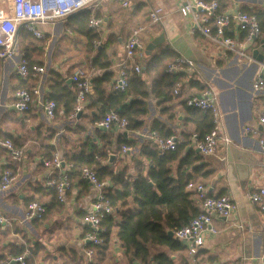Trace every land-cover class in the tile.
<instances>
[{
  "label": "crops",
  "instance_id": "obj_1",
  "mask_svg": "<svg viewBox=\"0 0 264 264\" xmlns=\"http://www.w3.org/2000/svg\"><path fill=\"white\" fill-rule=\"evenodd\" d=\"M184 1L132 0L129 8H122L117 1L102 0L99 8L92 9V14L97 12L104 19L96 31L99 33V43L109 39L106 52L110 54L111 64L108 68L90 67L88 58L96 52L90 50L86 36L68 26V23L78 21L77 14L40 25L39 29L45 37H32V43L38 46L35 50H27L31 53L30 59L42 65L44 72L29 79L28 84L38 86L40 93L34 97L27 112L18 113L11 106L14 90L22 84L16 74V65L21 56L27 57L26 50L18 41L16 55L0 60V133L10 137L23 152L21 159L13 160L0 146V176L5 167L12 169L15 176L11 185L0 191V212L14 221L13 228L0 225L1 259L14 255L19 247L24 246L29 252L27 248L31 246L28 264H86L84 249L89 244L82 239L87 230L82 216L89 210L95 191L79 176L81 166H67L69 159L87 153L88 146L92 144L108 156L114 154L112 163H108L109 157L98 159L102 165H109L113 172L122 169L125 176L135 175L139 171L146 173L149 160L141 154V147L151 143L156 148L150 134L158 133L151 130V126L158 124L163 132H170L169 136H173L177 144H182L181 156L192 149L201 156L200 161L193 165L206 163L208 168L213 169L206 177L193 172L186 186V190L193 193L192 199L198 206L195 189L199 184L211 196L230 194L237 205L236 211L228 217L212 216L209 226L212 230L208 228L203 232L204 243L197 253L190 254L188 243L179 241L181 248L168 252L173 264H261L263 220L258 205L246 197V192L264 184V153L260 145V140L264 139V125L257 122L258 114L264 107V90L256 91L252 87L258 70L264 64V27L263 34L249 50L251 60H247L226 51L219 43L194 29L191 13L182 9ZM218 2L226 14L250 11L260 14V24V18L264 19L263 0ZM155 7L162 8L161 19L157 23H150L152 27L143 33L142 41L145 48L153 40L158 43L150 54L145 52L139 61L140 72L149 92L145 98L147 112L143 116V125L138 129H120L117 126L102 129L93 121L97 107L86 108L89 99L75 118L70 117L71 113L67 114L65 109L69 104L73 109L74 102H68L61 85L53 89V81L62 80L74 92L72 71L76 64L85 63L91 86L94 78L110 72V79L104 84L106 93H110L114 90L111 82L117 74V64L123 58L125 42L144 13L148 17L149 11ZM166 47L191 59L194 65L176 71V83L172 88L165 89L167 96L161 97L150 94L154 77L146 76L143 72L150 57ZM255 49L258 54L253 57ZM204 85L213 86L218 92L223 132L230 138L228 145H220L215 154L207 156L196 152L189 143L190 135L194 132L200 134L205 127L193 117L185 104L189 97L199 95ZM52 94L58 100V105L54 116L48 117L43 103ZM246 126L257 128V132H246ZM123 139L129 142L131 150H120ZM46 147L51 149L50 156L53 152L61 156L64 164L60 170L50 171L43 165L42 159L49 157ZM181 156L171 164L173 176L176 175ZM192 167L189 165L185 168L191 172ZM61 173H66L69 183L63 202L56 199L54 188L45 183L50 177ZM103 180L107 182L106 192L113 185L110 179ZM32 200L45 205L43 220L25 218L26 205ZM111 215L119 221L116 212L113 211ZM239 224L244 227L240 228ZM116 231V227L111 230L107 249L102 254L95 253L94 249L93 258L88 264H142L126 255Z\"/></svg>",
  "mask_w": 264,
  "mask_h": 264
},
{
  "label": "built area",
  "instance_id": "obj_2",
  "mask_svg": "<svg viewBox=\"0 0 264 264\" xmlns=\"http://www.w3.org/2000/svg\"><path fill=\"white\" fill-rule=\"evenodd\" d=\"M102 0H0V60L10 59L16 55L18 50V32L24 29L37 39L45 37L44 32L39 29L40 25L64 20L69 15L82 9H97ZM117 1L122 8H129L132 0ZM264 5V0H263ZM183 11H189L192 16L193 28L198 29L201 34L219 43L226 51L240 55L251 60L249 50L256 39L263 34L259 18L255 13L236 11L232 14L224 13L217 0H185L182 4ZM162 8L155 7L148 13L150 22L157 23L161 19ZM264 13V12H263ZM104 23L103 17L91 16L88 26L100 28ZM145 27L136 25L124 44L123 58L118 62V70L114 80L111 82L114 90H124L128 86L129 75L141 71L140 60L145 55V45L142 35ZM99 40H93L92 45L97 46ZM191 59L178 55L168 63L165 71L175 73L185 67H193ZM44 72V67L36 63H30L29 59L21 56L16 65V74L21 80H29L38 77ZM73 87L76 90L75 102L70 117L75 116L82 110L88 94L91 93V80L87 68L76 66L71 74ZM254 90H264V64L258 70L253 82ZM40 93L38 86L31 89L17 88L13 93L12 108L23 113L28 111L35 96ZM186 105L199 109L202 113L210 116L211 127L204 134L192 133L189 137L190 145L199 150L201 155H213L220 145L230 143L229 136L223 132L222 114L218 104V92L213 86H206L199 95H194L186 100ZM43 108L48 117H53L56 111L54 100H46ZM257 122L264 125V107L258 114ZM95 125L102 129L117 126L120 129L127 128L128 120L115 111H107L95 121ZM246 132L256 133L257 128L246 126ZM160 154L176 149L177 142L173 136L163 137L156 132L150 134ZM261 149L264 153V139L260 140ZM0 146L13 160L21 159L23 152L14 145L10 138H0ZM120 150L126 152L131 150L128 144H122ZM43 165L50 171L60 170L64 161L58 152H53L51 157L42 159ZM73 167V162L67 163ZM82 179L86 180L94 189L95 193L88 211L82 216V222L87 226L83 234V241L89 245L84 249L86 264L94 255V249L104 242L103 233L105 227L102 221L111 215L114 208L106 196L107 182L99 179L94 164L84 165L80 169ZM12 169L5 167L0 176V191L6 190L14 180ZM46 185L54 188L56 199L60 202L65 200V190L68 187V176L66 173L50 177ZM196 197L199 201V211L187 222L173 229V237L181 242L188 243V251L195 254L204 243L203 232L211 229V218L228 217L237 209V205L230 194L211 196L206 192L203 185L196 186ZM246 197L259 207L264 229V184L246 192ZM46 211L45 205L37 200L27 203L25 218L27 220L41 219ZM0 225L13 228L14 221L0 212ZM243 228V224H239ZM212 230V229H211ZM28 251L12 255L6 259H0V264H28ZM261 264H264V240L260 255Z\"/></svg>",
  "mask_w": 264,
  "mask_h": 264
},
{
  "label": "trees",
  "instance_id": "obj_3",
  "mask_svg": "<svg viewBox=\"0 0 264 264\" xmlns=\"http://www.w3.org/2000/svg\"><path fill=\"white\" fill-rule=\"evenodd\" d=\"M73 15L78 17V21L75 24L73 22L68 23L69 28L86 36L90 50L96 52L93 57L88 58L90 67L108 68L111 64L110 54L106 52L109 39L102 43L100 41L97 46H93L92 41L99 40V33L95 28L88 26L89 18L91 16L98 17L99 13L92 14L91 9H82L68 17ZM257 16L260 17V14H257ZM260 20L261 26L264 27V19L260 18ZM32 37L34 36L24 29H20L18 32L19 44L26 50V56L30 63H35L30 59L29 55L31 53L29 54L27 50L28 48L35 50L38 46L32 43ZM177 56L178 54L175 51L166 47L150 57L143 72L146 76L152 75L154 77L151 82L150 94L161 97L167 96L165 89L174 86L178 74L168 73L165 69L168 63ZM110 75V72H104L101 76L92 80V93L86 98V100L89 99L86 108L96 109L97 107V113L93 121L95 122L105 112L112 110L126 117L128 129L140 128L143 125V116L147 112L145 98L149 94L142 73H131L126 89L112 90L110 93H106L104 84L109 81ZM19 80L22 84L18 88L31 89L34 87L32 84H28L29 80H21L20 78ZM57 85H61L65 90L64 94L69 103L75 102V89L74 92H71L62 80L53 81L52 88L54 89ZM197 85L200 87L199 83ZM205 87L204 85L201 88L204 89ZM131 96L134 98L130 99ZM137 96H140V98H137ZM49 99L55 101L57 108L58 100L54 98L53 94L50 95ZM188 108L192 111L193 117L199 119L200 124L205 127L200 135L207 132L211 127L210 116L202 113L197 108L189 106ZM71 110L69 104L65 111L69 114L72 112ZM151 130H156L163 137L170 135L169 131L163 132L158 124L151 126ZM6 137L8 136L0 133V138ZM121 143L128 144L129 142L123 139ZM180 145L182 144L178 143L175 150L160 154L157 147L154 148L151 143L144 144L141 147V154L149 160L147 172L139 171L135 175L128 176H125L122 169L113 172L109 165H102L98 159H105L109 156L102 151H98L92 144L88 146L87 153H82L78 157L72 156L69 159V162H73L75 166L83 167L93 163L99 179L108 178L113 185L106 191V196L110 200L114 212L119 215V221L115 220L112 215H108L103 219L102 225L105 227V231L102 235L104 242L101 246L95 248V253L102 254L103 250L107 249L111 230L116 227L117 239L130 259L138 260L142 264H173L168 252L180 249L181 244L175 237H169L167 230H173L181 226L199 211L198 203L192 199L193 193L186 190L192 173L198 172L202 177H206L213 171V169L208 168L206 163L193 165L195 162L200 161L201 156L192 149L181 156ZM46 148L48 149L47 156L50 158L51 149ZM179 156H181V159L178 170L176 175L173 176L171 164ZM189 165L193 166L191 172H188V169L185 168ZM78 174L80 176V170ZM45 213L41 219L36 220H43ZM25 249L24 246L17 248L14 255L24 252ZM27 249L31 253L32 247L29 246Z\"/></svg>",
  "mask_w": 264,
  "mask_h": 264
},
{
  "label": "water",
  "instance_id": "obj_4",
  "mask_svg": "<svg viewBox=\"0 0 264 264\" xmlns=\"http://www.w3.org/2000/svg\"><path fill=\"white\" fill-rule=\"evenodd\" d=\"M156 43H158L157 40H153L152 42L148 43V45L146 46L145 52L147 54H150L151 50L153 49V47L155 46ZM257 54H258V50L257 49L253 50L252 56L256 57ZM259 59H261V58H259ZM195 151L199 152L198 149H195ZM113 159H114V154H110L109 159H108V163H112ZM167 234L169 235V237H173V231L171 229L167 230Z\"/></svg>",
  "mask_w": 264,
  "mask_h": 264
},
{
  "label": "rangeland",
  "instance_id": "obj_5",
  "mask_svg": "<svg viewBox=\"0 0 264 264\" xmlns=\"http://www.w3.org/2000/svg\"><path fill=\"white\" fill-rule=\"evenodd\" d=\"M122 11H120V13H121ZM140 22H139V24H137V25H142V26H144L145 27V30H144V32L146 31V30H149V28H151L152 27V25L150 24L151 22H150V20H149V18L147 17V15L144 13V17L141 19V20H139ZM136 26V25H135ZM134 28V27H133ZM142 39H143V36H142ZM76 66H82V67H87V64H85V63H78V64H76ZM75 66V67H76Z\"/></svg>",
  "mask_w": 264,
  "mask_h": 264
}]
</instances>
